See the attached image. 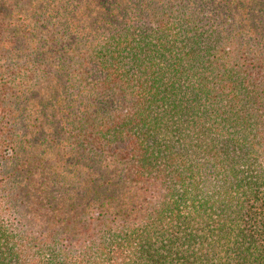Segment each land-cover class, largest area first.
Here are the masks:
<instances>
[{"label":"trees","instance_id":"trees-1","mask_svg":"<svg viewBox=\"0 0 264 264\" xmlns=\"http://www.w3.org/2000/svg\"><path fill=\"white\" fill-rule=\"evenodd\" d=\"M0 264H264V0H0Z\"/></svg>","mask_w":264,"mask_h":264}]
</instances>
